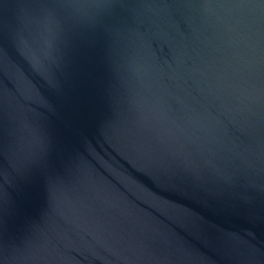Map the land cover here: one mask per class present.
<instances>
[{"label": "water", "instance_id": "water-1", "mask_svg": "<svg viewBox=\"0 0 264 264\" xmlns=\"http://www.w3.org/2000/svg\"><path fill=\"white\" fill-rule=\"evenodd\" d=\"M0 264H264V0H0Z\"/></svg>", "mask_w": 264, "mask_h": 264}]
</instances>
